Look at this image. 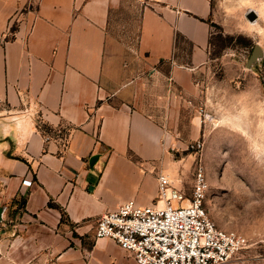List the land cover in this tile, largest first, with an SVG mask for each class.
Returning <instances> with one entry per match:
<instances>
[{"label":"crops","instance_id":"0c3cea01","mask_svg":"<svg viewBox=\"0 0 264 264\" xmlns=\"http://www.w3.org/2000/svg\"><path fill=\"white\" fill-rule=\"evenodd\" d=\"M136 1L137 54L122 69L109 27L126 0H0V192L26 202L0 264H139L96 239L95 225L124 203L156 201L167 135L141 82L195 93L214 0ZM178 35L194 45L190 64Z\"/></svg>","mask_w":264,"mask_h":264},{"label":"rangeland","instance_id":"374dc122","mask_svg":"<svg viewBox=\"0 0 264 264\" xmlns=\"http://www.w3.org/2000/svg\"><path fill=\"white\" fill-rule=\"evenodd\" d=\"M141 8L142 3L126 0L112 13L109 34L124 51L122 69L137 54ZM252 9L261 14L256 25L247 18ZM213 19L210 54L195 73V93L168 94L160 79L148 77L141 93L146 104L155 101L167 135L162 173L191 195L202 165L209 216L245 240L240 259L226 264H264V0H214ZM178 44V60L188 61L190 44L183 39ZM258 45L263 54L251 63ZM22 202L0 192V207L6 206L2 256Z\"/></svg>","mask_w":264,"mask_h":264},{"label":"built area","instance_id":"2783aa9c","mask_svg":"<svg viewBox=\"0 0 264 264\" xmlns=\"http://www.w3.org/2000/svg\"><path fill=\"white\" fill-rule=\"evenodd\" d=\"M44 133L50 140L51 135ZM24 184L30 186L33 181ZM208 189L202 165L191 195L161 173L159 194L152 205L127 202L103 213L95 225V238L114 241L139 264H226L238 260L245 240L219 228L209 216L205 204Z\"/></svg>","mask_w":264,"mask_h":264},{"label":"water","instance_id":"95a60500","mask_svg":"<svg viewBox=\"0 0 264 264\" xmlns=\"http://www.w3.org/2000/svg\"><path fill=\"white\" fill-rule=\"evenodd\" d=\"M258 17L259 15L255 10H249L247 13V18L252 22L256 21ZM262 54H263V50L258 45L255 51V54L253 55L251 59V63L255 62ZM5 211H6V206L0 207V221H2Z\"/></svg>","mask_w":264,"mask_h":264},{"label":"trees","instance_id":"16d2710c","mask_svg":"<svg viewBox=\"0 0 264 264\" xmlns=\"http://www.w3.org/2000/svg\"><path fill=\"white\" fill-rule=\"evenodd\" d=\"M16 30H17V27H16V26H13V28H12V33H15ZM177 39H178V40H179V39H183V37L180 36V35H178V36H177ZM187 43H189V42H187ZM189 44H190V46H191V49H190V52H189V55H190L191 52H192V50H193V48H194V45L191 44V43H189ZM185 63H186V64H190V59H188V61H186ZM43 129H44L45 132H48V133L52 130L49 126H44ZM22 203H23V205H24V204L26 203L25 200H24V202H22ZM50 205H51V206H54V207L56 206V205L53 204V203H50ZM65 219H66V217H65V214L63 213V215H62V222H64Z\"/></svg>","mask_w":264,"mask_h":264},{"label":"bare ground","instance_id":"6f19581e","mask_svg":"<svg viewBox=\"0 0 264 264\" xmlns=\"http://www.w3.org/2000/svg\"><path fill=\"white\" fill-rule=\"evenodd\" d=\"M250 8H251V7H250ZM252 10L257 11V13H258L259 15H261L260 12H259L258 10H256V9H252ZM256 23H257V22H252V21H250V24H252V25H256Z\"/></svg>","mask_w":264,"mask_h":264},{"label":"flooded vegetation","instance_id":"af4514ba","mask_svg":"<svg viewBox=\"0 0 264 264\" xmlns=\"http://www.w3.org/2000/svg\"><path fill=\"white\" fill-rule=\"evenodd\" d=\"M23 206V205H22Z\"/></svg>","mask_w":264,"mask_h":264}]
</instances>
